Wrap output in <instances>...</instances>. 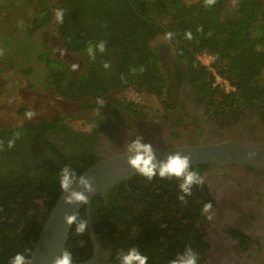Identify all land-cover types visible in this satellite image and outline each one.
Instances as JSON below:
<instances>
[{
	"label": "trees",
	"instance_id": "16d2710c",
	"mask_svg": "<svg viewBox=\"0 0 264 264\" xmlns=\"http://www.w3.org/2000/svg\"><path fill=\"white\" fill-rule=\"evenodd\" d=\"M36 2L41 18L32 33L51 24L56 9H64V21L58 24L64 47L70 54L82 55L84 59L81 72H72L68 63L44 49L38 54L39 64L45 66L38 78L43 76L48 91L64 100L80 102L83 109H97L96 100L102 97L110 104L109 109L121 117L124 111L141 121L155 116L150 108L116 96L135 88L156 98L162 116L168 117L180 109L168 68L171 58L184 65L177 64V72L186 73L196 95L208 103L211 115L220 117L244 106L264 105V6L260 0H239L232 9V0H216L211 7H205L204 0H62L58 6L52 0ZM189 30L190 40L185 36ZM169 32L174 34L171 39L166 37ZM160 37L167 38L173 55L162 56L156 46ZM35 40L32 44L42 47L44 42ZM89 41L106 42V51L103 54L97 51L94 61L86 51ZM204 56L213 58L212 67L202 62ZM104 62L110 64L108 69L103 67ZM140 66L145 68L142 74L137 71L134 75L130 71ZM218 76L228 81L233 90L228 92L219 85ZM2 77L0 71V81ZM62 122L57 116L53 120L0 130V139L5 141L4 150L0 151V264H8L11 257L25 248L34 252L62 195L58 177L62 168L69 165L83 174L100 161L93 159L86 164L84 150L79 147L43 139L50 130H59ZM17 131L22 136L8 149L7 140ZM164 184L161 189L165 192ZM174 184L175 189L167 191L173 195L170 204L161 193L155 199L158 203L150 204L157 197L150 195L151 190L139 195L137 204L143 209L129 205L120 209V201L111 204L112 199L108 202L103 196L94 200L93 227L100 249L111 252L108 264H119L118 253L130 247H137L146 255L148 264H168L186 245L199 253L198 264H201L204 241L194 245L192 209L181 206L177 182ZM126 186L122 182L106 194L111 198L117 193L133 197ZM172 200L178 201L175 204L178 209H171ZM145 203L150 204L148 208ZM33 211H37V219L30 217ZM78 218L88 221L87 208ZM67 250L73 255V264L92 260L95 246L90 229L77 235L74 224Z\"/></svg>",
	"mask_w": 264,
	"mask_h": 264
},
{
	"label": "flooded vegetation",
	"instance_id": "af4514ba",
	"mask_svg": "<svg viewBox=\"0 0 264 264\" xmlns=\"http://www.w3.org/2000/svg\"><path fill=\"white\" fill-rule=\"evenodd\" d=\"M260 1L264 6V0ZM238 2L239 0H232V6L239 4ZM171 59L172 85L180 109L163 118L166 132L162 131L164 127L159 130L145 129L144 126H148L151 116L141 121L128 111H124L121 117L111 111L110 104L105 102L104 107L99 109V116L95 115L99 107L83 109L81 104V110L90 117L88 124L95 122L97 125L90 132L84 131V128L73 127L64 120L63 115L58 114L55 118L60 116L63 120L60 129L50 130L43 139L55 140L60 145L79 147L84 150L83 161L86 164L93 159L101 160L114 153L125 151L127 142L137 136L143 137V142L148 143L156 133L169 136L173 144L178 141L182 144H197L234 140L264 144V105L244 106L220 117L211 115L208 103L202 102L196 95L189 79L185 77L186 73L180 75L177 72L176 66L179 62L174 61V58ZM182 111L183 115H181ZM193 168L205 178V184L202 187H194L193 195L186 197L188 204L181 206L192 209L190 212L194 216L192 220L195 221L192 234L195 239L194 245H201L204 241L205 250L201 264H264V165ZM135 177L137 178L133 183L130 182L132 178L123 181L133 197L126 198L125 195L120 196L117 193L114 198L107 194L102 195L103 198L108 202L112 199L109 202L111 204L115 203V200L120 201L118 205L120 209H124L127 205L134 206L135 209H143L137 204V200H140L139 195L145 193V190H151L150 195L157 197L150 200V204L158 203L155 199L160 193L165 196V202L170 204L173 195L168 194L167 191L172 192L175 189V181L177 185L180 183L175 179H160L159 176L151 182L146 181L147 179L141 175ZM163 184L165 192L161 189ZM135 198L136 203H134ZM177 202L172 200L171 209H178L175 205ZM206 202L213 204L211 221L201 215V208ZM149 203H145L147 205L144 206L148 208ZM33 212H35L34 217H37V211ZM110 254V251L105 248L100 249L99 246L97 259L90 264H108L107 259ZM95 256L96 249L93 259Z\"/></svg>",
	"mask_w": 264,
	"mask_h": 264
},
{
	"label": "rangeland",
	"instance_id": "374dc122",
	"mask_svg": "<svg viewBox=\"0 0 264 264\" xmlns=\"http://www.w3.org/2000/svg\"><path fill=\"white\" fill-rule=\"evenodd\" d=\"M61 1L52 0V3L58 6ZM36 4V0L33 3L29 0H0V52H2L0 71H3L0 81V130L16 129L27 122L53 120L58 114L63 115L64 120L73 127L84 128L90 117L81 110V103L56 96L44 87L43 76L38 78V73L40 74L45 68L44 65L39 64L38 54L44 52V49L70 66L78 64L77 71L80 72L83 68V56L70 54L65 49L59 32V23L56 20L32 33L35 24L37 25V21L41 18L37 9L39 5ZM33 38L36 42L43 41L42 47L32 44ZM168 45L166 37H160L156 42L163 57L173 55ZM61 52L64 53L63 56ZM201 60L209 66L214 63L213 59L205 56ZM170 65L171 63L167 66L172 72ZM219 85L227 86L223 81ZM116 96L122 100L134 101L154 111L155 116H152L148 126H144L145 129L159 130L164 127L162 131H167L163 125L164 116L160 112L161 106L156 98L135 88L118 93ZM27 110H32L37 115L28 119L25 116ZM34 214L35 212H32L30 217L32 218Z\"/></svg>",
	"mask_w": 264,
	"mask_h": 264
},
{
	"label": "clouds",
	"instance_id": "9594fccd",
	"mask_svg": "<svg viewBox=\"0 0 264 264\" xmlns=\"http://www.w3.org/2000/svg\"><path fill=\"white\" fill-rule=\"evenodd\" d=\"M216 0H204L205 7H211L215 4ZM64 9H56L54 11L55 20L57 23H63L64 21ZM198 31H202L198 29ZM173 33L166 34L168 39L173 37ZM187 39H192L191 31L185 33ZM87 54L89 58L94 61L96 58V52L99 51L103 54L106 51V42L99 41L93 43L89 41L87 45ZM2 54V52H0ZM64 53L61 52V56ZM72 71L79 69L78 64H72ZM103 67L108 69L110 64L108 62L103 63ZM134 75L137 73H143L145 68L140 66L139 69L132 68L130 70ZM123 82H127L126 79L121 77ZM96 104L99 108L96 110L95 115L99 116V109L104 107L105 101L102 97H98ZM37 113L32 110H27L25 116L28 119H32ZM97 125L95 122L86 124L84 131L90 132ZM22 133L17 131L14 133V137L7 140V147L11 149L15 146V143L20 139ZM5 141L0 139V151L4 150ZM157 149H155L150 143H144L143 137L137 136L134 140H129L125 145V155L127 156L128 165L139 175L145 177L151 182L156 176L160 179L178 180L179 195L177 199L184 205L188 204L186 197L193 195L194 187H202L205 184V178L195 170L192 166V156L184 155L180 151L173 154H169L165 160H159L156 155ZM248 158H254L256 153L249 152ZM59 186L62 193L63 202L67 205L88 204L89 196L94 194L97 189L94 187V178H86L84 174H78L75 169L69 165H65L58 175ZM78 185V188L75 187ZM213 204L206 202L201 208V215L206 216L207 220L213 219L212 214ZM68 226L75 224V233L77 235H83L89 230L87 220L79 219L78 215H66L64 217ZM35 252L30 248H25L23 251L17 252L10 258L8 264H33L32 257ZM117 259L119 264H148V257L144 255L137 247H130L127 250H121ZM199 253L193 249L190 245H186L182 252L176 254L173 259L168 261V264H198ZM53 264H73L72 253L65 249L59 256L55 257Z\"/></svg>",
	"mask_w": 264,
	"mask_h": 264
},
{
	"label": "water",
	"instance_id": "95a60500",
	"mask_svg": "<svg viewBox=\"0 0 264 264\" xmlns=\"http://www.w3.org/2000/svg\"><path fill=\"white\" fill-rule=\"evenodd\" d=\"M148 143L157 149L156 155L159 160H165L169 154L180 151L184 155L192 156L193 167L213 166L217 168L232 165H264V144L261 143L234 140L218 143L198 142L197 144H182L178 141V143L173 144L172 139L163 133L154 134ZM249 152H255V157L248 158L247 154ZM83 174L86 178H94V187L97 191L89 196V203L86 205H67L63 202L61 195L35 246V255L32 257L33 264H53L54 258L67 249L74 224L68 226L64 217L73 214L79 216L84 208H87L90 235L96 249L95 258L86 264L95 262L99 245L92 220L94 200L105 195L123 181H128L139 175L128 165L125 151L101 159ZM75 187L78 188V185Z\"/></svg>",
	"mask_w": 264,
	"mask_h": 264
},
{
	"label": "built area",
	"instance_id": "2783aa9c",
	"mask_svg": "<svg viewBox=\"0 0 264 264\" xmlns=\"http://www.w3.org/2000/svg\"><path fill=\"white\" fill-rule=\"evenodd\" d=\"M205 57H208V56H205ZM208 58H211V60L213 59L212 57H208ZM207 65V64H206ZM209 66V65H208ZM211 67H212V64H211ZM225 82L226 84H227V86H225V88H226V90L228 91V92H230V91H232L233 90V88L230 86V84L228 83V81H226L225 79H223V78H221V77H217V83L219 84V83H221V82Z\"/></svg>",
	"mask_w": 264,
	"mask_h": 264
}]
</instances>
